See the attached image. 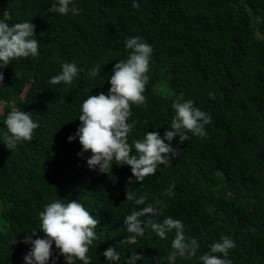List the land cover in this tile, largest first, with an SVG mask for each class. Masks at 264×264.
I'll return each mask as SVG.
<instances>
[{
    "label": "trees",
    "instance_id": "1",
    "mask_svg": "<svg viewBox=\"0 0 264 264\" xmlns=\"http://www.w3.org/2000/svg\"><path fill=\"white\" fill-rule=\"evenodd\" d=\"M54 2L0 0V20L32 21L40 40V55L13 61L0 84V137L13 108L32 112L40 124L32 141L13 151L0 141V264H25L31 245L23 240L31 229L39 230V213L57 199L80 201L101 220L88 253L91 264H115L102 255L109 246L120 252L118 264H126L135 251L144 256L137 264H157L155 257L172 251L175 230L162 240L147 224L137 244L117 245L129 235L125 217L145 206L126 201L131 167L114 164L109 175L91 170V153L78 155V137L68 140L81 123L83 101L108 94L111 69L127 59L125 41L134 36L154 52L146 106L132 105L129 123L136 127L129 143L148 131L163 137L181 92L213 117L205 138L189 132L188 141L179 144L177 136L171 143L178 156L134 184L139 194H149L148 202L166 203L157 222L180 219L185 234L198 239L196 256L177 257L176 264H202L199 257L222 235L236 242L229 252L233 264H264V0H136L139 9L133 0H75L79 15L49 13ZM73 60L86 70L100 63L101 74L83 71L71 84L48 83ZM172 182L174 197L162 195ZM58 255L53 244L49 264H66Z\"/></svg>",
    "mask_w": 264,
    "mask_h": 264
},
{
    "label": "clouds",
    "instance_id": "2",
    "mask_svg": "<svg viewBox=\"0 0 264 264\" xmlns=\"http://www.w3.org/2000/svg\"><path fill=\"white\" fill-rule=\"evenodd\" d=\"M133 7L137 9L140 7L136 0H133ZM80 11L75 0H55L48 9L49 13L61 15L69 13L79 15ZM125 47L130 50L129 55L127 59L116 62L111 69L112 74L108 79L111 87L108 94L100 92L98 95H89L83 101L78 117L81 123L68 140L72 142L78 137L82 146V152L78 155L91 153L87 158V165L91 170L98 169L99 173L109 175L114 164L131 167L132 177H129L125 188L126 201L145 206L125 217L124 226L129 235L117 245L137 244V238L145 234L144 224L162 240L166 239L167 233L175 230L171 242L172 251L166 258L158 256L155 259L157 264H161L162 259H166L168 264H176L177 257L192 259L196 256L200 248L198 239L185 234V225L180 219L168 216L164 217L162 222H157L154 218L163 216L166 203L160 199L148 202L149 194L147 192L139 194L134 184L136 181L143 182L148 176H154L160 165H166L178 156L177 147L171 143L177 136L179 144L188 141L189 132L193 136L205 138L206 126L212 123L213 117L195 106L193 100H185L181 92L171 104L176 114L163 137L158 131H148L142 139L129 143L128 135L136 127L135 121L129 123L132 105L146 106L144 93L150 82L149 72L154 49L140 36L128 38ZM39 48L40 40L37 38L36 25L32 21L9 25L5 20H0V84H3L5 79L3 69L13 61L38 57ZM101 68L100 63L86 70L78 67L75 60L65 62L62 71L52 76L48 83L71 84L83 71H87L88 76L96 77L101 74ZM20 75L15 72L14 78H20ZM208 95L215 99L213 92L210 91ZM4 124L6 131L0 137V141L11 151L25 141H32L34 132L40 127V124L33 120L32 112L15 108L7 113ZM133 148L135 155L132 154ZM175 188L176 184L172 182L162 195L174 197ZM144 217L147 219H141ZM39 219L41 221L39 230L31 229V234L25 236L23 240V243L31 245L30 251L24 256L25 264H49L53 258V244L59 252L56 260L62 255L66 264H75L77 260L83 264H91L88 253L93 241L98 239L95 229L101 224V220L95 218L82 202L54 200L44 206V210L39 213ZM249 231L257 230L251 228ZM39 232H43V238L38 237ZM235 247L236 242L233 239L222 235L199 259L202 264H233L229 252ZM102 255L115 264L120 261V252L116 246H109ZM143 259V254L135 251L131 253L126 264H137L138 260Z\"/></svg>",
    "mask_w": 264,
    "mask_h": 264
}]
</instances>
